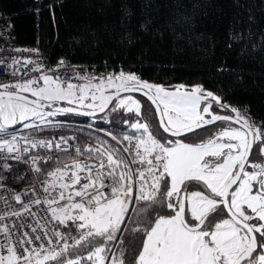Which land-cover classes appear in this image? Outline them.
I'll return each mask as SVG.
<instances>
[{
    "label": "snow or ice",
    "instance_id": "snow-or-ice-1",
    "mask_svg": "<svg viewBox=\"0 0 264 264\" xmlns=\"http://www.w3.org/2000/svg\"><path fill=\"white\" fill-rule=\"evenodd\" d=\"M65 66L75 67L13 57L8 74L24 68L28 78L0 82V181L24 180L19 165L39 174L41 162L54 164L42 193L34 186L27 202L28 192L13 195L19 209L0 197L8 209L0 212V264H264V122L202 85L165 87L123 70L60 74ZM133 93L154 106L159 136ZM121 112L137 119L122 118L123 131L97 128L103 137L83 146L69 144L75 136L37 135L68 127L71 116L93 128ZM207 126L219 130L186 142Z\"/></svg>",
    "mask_w": 264,
    "mask_h": 264
},
{
    "label": "trees",
    "instance_id": "trees-1",
    "mask_svg": "<svg viewBox=\"0 0 264 264\" xmlns=\"http://www.w3.org/2000/svg\"><path fill=\"white\" fill-rule=\"evenodd\" d=\"M0 8L9 17L16 44L37 47L49 62L63 58L74 65L124 69L164 86L202 85L264 122V0H0ZM135 96L142 102L143 119L159 136L153 107ZM122 118L137 119L111 113L113 123L98 118L88 128V118L71 116L68 127L45 128L37 135L72 134L83 146L103 137L97 128L126 130ZM218 130L208 126L187 140L198 143ZM52 165L41 163L42 172L34 177H46Z\"/></svg>",
    "mask_w": 264,
    "mask_h": 264
},
{
    "label": "built area",
    "instance_id": "built-area-1",
    "mask_svg": "<svg viewBox=\"0 0 264 264\" xmlns=\"http://www.w3.org/2000/svg\"><path fill=\"white\" fill-rule=\"evenodd\" d=\"M33 3H38L42 0H31ZM15 49H36L38 51H20L17 52L15 51ZM13 57H24V58H32L33 60H36L38 62H41L44 64L45 68H56L58 61L56 62H49L45 56L43 55V53L35 46H22V45H18L15 42V36L12 32V28H11V24L9 21V17L4 14V12L2 11V9L0 8V60H3L4 63H0V82H4V83H10L13 82L16 79H20L21 77L23 78H28L26 76H23V73L27 71V69L21 68V73L19 76H11L8 74L7 71V66L8 64L11 62V58ZM67 65H72L75 66L73 67H62L59 68L58 71L60 74H67V75H75V71L76 70H87L88 72H93L95 71L97 74L100 73H106V72H115L112 68H103V69H97L94 67H88V66H80V65H74V64H70L68 62H66ZM20 67V66H18ZM32 66L29 65L28 68H31ZM125 72H128V70H124ZM31 76H37V73H30ZM242 111V114L244 115H248L249 112H244V107L239 108ZM251 118L253 120H255L256 122H261L260 119L253 117L252 114H250ZM28 131V130H25ZM50 134H56L57 137L59 135H63L66 137H72V134H63V133H58V132H52ZM43 135V136H39L40 138H45V139H51L52 135ZM69 144L70 145H74V146H78L77 145V141L75 140H69ZM37 154L41 155V156H54L55 154V150H53L52 152H49L45 149H39V150H35ZM68 151L71 153L74 151V148H69ZM62 154V153H61ZM9 163H13L15 164V162L13 161H9ZM43 163V162H41ZM19 170L24 172L25 174V179L21 180L17 183H14L11 179H8L6 181H0V185H4V186H0V197H4L5 199L8 200L9 204L12 206V208L14 209H19L20 205L17 204L13 199V195L16 194L17 192H28L27 196H22V199L27 202L31 197H32V188L35 186L37 192H41L42 193V189L40 188V182L43 181L44 179H46L47 177H42V178H35L34 177V173L30 172V171H26L25 170V166L24 165H19ZM16 169H13V173H4L5 176H10L15 174ZM8 209L5 207L4 201L0 200V212L3 211H7ZM33 211H38V209L33 208ZM15 219V218H12ZM75 235V233H73ZM69 243H71V241H69Z\"/></svg>",
    "mask_w": 264,
    "mask_h": 264
},
{
    "label": "water",
    "instance_id": "water-1",
    "mask_svg": "<svg viewBox=\"0 0 264 264\" xmlns=\"http://www.w3.org/2000/svg\"><path fill=\"white\" fill-rule=\"evenodd\" d=\"M132 95H139V96H142L140 93H133ZM143 97V96H142ZM143 98H145L146 99V97H143ZM150 104H151V102H149ZM152 106V105H151ZM153 107V109H154V112H155V108H154V106H152ZM102 114V113H101ZM101 114H99V115H101ZM219 114H223V115H230V114H225V113H219ZM155 116H156V119H157V123H158V121H159V117L156 115V113H155ZM158 126H159V123H158ZM208 127V126H207ZM161 130V129H160ZM197 130H199V129H197ZM196 130V131H197ZM162 131V130H161ZM190 134V133H189ZM188 135V134H187Z\"/></svg>",
    "mask_w": 264,
    "mask_h": 264
},
{
    "label": "rangeland",
    "instance_id": "rangeland-1",
    "mask_svg": "<svg viewBox=\"0 0 264 264\" xmlns=\"http://www.w3.org/2000/svg\"><path fill=\"white\" fill-rule=\"evenodd\" d=\"M118 72V71H117ZM175 85H170V86H165V87H174ZM186 87H192V86H186ZM135 98H137L135 95H133ZM137 99H139V98H137ZM140 100V99H139ZM141 101V100H140ZM142 103V102H141ZM190 134H194V133H190ZM189 135V134H188ZM187 142V141H186ZM54 165H52V167H53Z\"/></svg>",
    "mask_w": 264,
    "mask_h": 264
},
{
    "label": "crops",
    "instance_id": "crops-1",
    "mask_svg": "<svg viewBox=\"0 0 264 264\" xmlns=\"http://www.w3.org/2000/svg\"><path fill=\"white\" fill-rule=\"evenodd\" d=\"M186 141H187V142H192V141H189V140H187V139H186ZM192 143H195V142H192Z\"/></svg>",
    "mask_w": 264,
    "mask_h": 264
}]
</instances>
